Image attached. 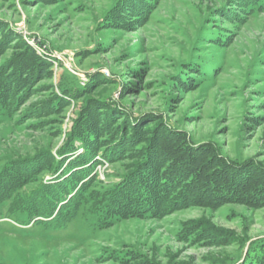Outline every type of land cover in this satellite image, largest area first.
<instances>
[{
    "label": "rangeland",
    "instance_id": "1",
    "mask_svg": "<svg viewBox=\"0 0 264 264\" xmlns=\"http://www.w3.org/2000/svg\"><path fill=\"white\" fill-rule=\"evenodd\" d=\"M0 77L18 97L0 115V192L38 194L80 130L92 150L120 143L94 157L95 179L63 227L0 204V264H264V201L105 227L92 212L164 132L203 147L243 188L264 187V0H0Z\"/></svg>",
    "mask_w": 264,
    "mask_h": 264
},
{
    "label": "trees",
    "instance_id": "2",
    "mask_svg": "<svg viewBox=\"0 0 264 264\" xmlns=\"http://www.w3.org/2000/svg\"><path fill=\"white\" fill-rule=\"evenodd\" d=\"M12 84L14 81L8 82L0 77V115L3 111L10 114L16 106L18 97L14 102L6 97ZM77 134L73 141L80 142L81 150L70 141L59 151L61 158L46 167L51 178L40 184L37 193L41 195L29 192L22 196L19 184L4 185V192H0V204L10 200V211H21L28 215L29 220L45 228H60L73 219L87 197L88 184L95 179L94 170L98 162L94 157L105 158L109 154L107 149L114 151L119 143H114L110 149L92 150L90 146L94 148L97 144L92 133L84 129V133L80 130ZM181 139L162 133L155 143L149 145L138 164L94 203L92 212L96 214L98 227H105L124 217L155 216L176 206L194 203L212 205L225 201H264V187L243 188V180L231 170L217 168L216 157L206 154L201 146L184 145ZM167 141L172 145L167 146ZM218 169L220 173L215 171ZM233 169L239 168L234 166ZM129 175L130 179L126 181ZM21 223L28 222L23 220Z\"/></svg>",
    "mask_w": 264,
    "mask_h": 264
}]
</instances>
